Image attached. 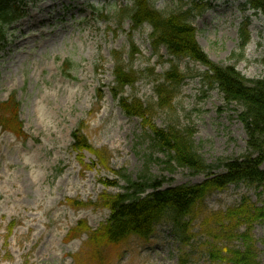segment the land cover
I'll return each instance as SVG.
<instances>
[{
  "label": "rangeland",
  "instance_id": "374dc122",
  "mask_svg": "<svg viewBox=\"0 0 264 264\" xmlns=\"http://www.w3.org/2000/svg\"><path fill=\"white\" fill-rule=\"evenodd\" d=\"M151 2L166 15L195 5L204 9L190 22L211 61L235 66L247 79L264 78V16L245 0ZM133 4L134 0H0V9L10 11L8 18L15 5L23 13L13 23L0 18V104L10 97L20 103L24 135L19 138L0 129V264H78L76 255L85 264H226L211 256L214 249H244L241 239L222 233L219 237L215 232L219 223L213 219L237 209L245 198L264 206V189L244 184L205 199L186 244L165 221L150 239L131 237L118 247L88 246V233L69 238L81 221L92 231L106 224L111 212L100 206L102 194L124 193L127 185L117 172L134 181L143 175L164 179L165 187L201 184L207 178L176 164L171 171L167 155L152 147L142 120L121 110L112 92L116 54L140 77L124 96L151 107L158 127L174 123L194 130L196 151L216 166L214 174L225 171L217 167L220 161L247 153V134L238 119L242 108L225 102L223 93L204 78L203 65L188 58L172 59L164 49L162 58L156 56L151 27L133 31L132 21L118 16L120 9ZM241 29L249 39L245 47ZM133 46L140 51L134 59ZM170 60L186 81L174 109H161L156 106L154 81L162 82ZM78 128L103 153L107 166L97 156L75 150L72 133ZM104 181L117 186L107 188ZM73 201L98 206L77 208ZM237 232L242 234L245 228ZM252 237L258 263L264 264V223L255 224Z\"/></svg>",
  "mask_w": 264,
  "mask_h": 264
},
{
  "label": "trees",
  "instance_id": "16d2710c",
  "mask_svg": "<svg viewBox=\"0 0 264 264\" xmlns=\"http://www.w3.org/2000/svg\"><path fill=\"white\" fill-rule=\"evenodd\" d=\"M246 2L253 10L264 16V0H246ZM201 12H203L202 8H197L195 5L188 10L166 15L157 10L151 0H134L133 6L120 9L118 16L120 20L129 18L132 21L133 31L139 30L145 24L152 28L150 41L155 55H159L161 48L164 47L175 59L189 58L207 68L204 78L209 84L216 86L223 93L227 104H238L242 108L238 119L247 134V153L224 162L220 161L217 167L225 171L214 174L213 170L216 166L207 164L196 151L193 142L194 130L180 129L179 125L174 123L166 128L158 127L153 123L151 107H147L137 97L129 99L124 96L125 88L134 86L140 77L133 70L126 69L121 56L116 54L115 86L112 92L122 111L128 117L142 120L152 147L167 155V163L171 171L176 164L191 170L193 174H206L207 179L201 184L165 187L164 179L158 180L150 175H143L138 181H134L122 172H117L127 185L124 187V193L102 194L100 206L108 208L111 212L106 224L92 231L85 221H81L70 231V239L88 233V246L118 247L131 237L150 239L156 227L165 221L172 225L180 242L186 244L192 237L194 216L209 195L223 192L231 185L244 184L257 190L264 189V78L247 79L235 66H222L211 61L198 43L197 31L190 22L194 14ZM9 13L8 9L1 8L0 18L10 22L17 19L15 15L22 12L17 6L13 15L8 18ZM2 32L0 27V41L3 39ZM241 36L242 46L245 47L249 39L244 29L241 30ZM137 54H140V51L133 46L131 57L134 58ZM151 74L154 75L153 70ZM185 79L186 76L179 67L172 64L171 69L165 73L163 82L159 79L154 81L156 106L161 109H174V100ZM99 98L102 100V96ZM19 113L20 103L15 97L0 104V127L22 137L24 135ZM72 136L73 147L80 155L88 151L97 156L101 164L107 166L103 153L93 148L80 128L76 129ZM103 184L107 188L117 186V183L112 181H104ZM90 204L78 201L72 203L77 208H86ZM213 219L219 223V228L215 231L219 233V237L222 233L231 239H241L244 243L243 250L214 249L211 254L214 259H222L226 264H259L252 229L256 223H264V206L257 207L245 198L237 209H230L216 218L213 216ZM13 226L14 224L10 230ZM241 226L245 228V232L238 234L237 231ZM75 260L78 264L86 262L80 255H76Z\"/></svg>",
  "mask_w": 264,
  "mask_h": 264
},
{
  "label": "bare ground",
  "instance_id": "6f19581e",
  "mask_svg": "<svg viewBox=\"0 0 264 264\" xmlns=\"http://www.w3.org/2000/svg\"><path fill=\"white\" fill-rule=\"evenodd\" d=\"M29 177H31L30 182H34V179L32 178V176L30 175V176H28V178Z\"/></svg>",
  "mask_w": 264,
  "mask_h": 264
}]
</instances>
